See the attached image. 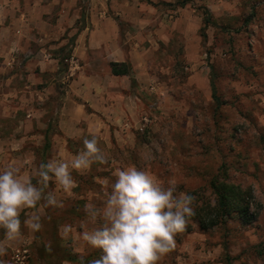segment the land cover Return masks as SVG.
I'll return each instance as SVG.
<instances>
[{
  "label": "rangeland",
  "instance_id": "374dc122",
  "mask_svg": "<svg viewBox=\"0 0 264 264\" xmlns=\"http://www.w3.org/2000/svg\"><path fill=\"white\" fill-rule=\"evenodd\" d=\"M56 1L57 8L47 17L54 23L60 11L66 12L64 41L61 45L62 41H52L47 48L66 69L57 80L48 77L41 84L57 91L47 100L46 141L36 146L27 140L23 149L9 145L13 149L0 155V170L17 167L20 179L35 185L39 177L34 173L41 163L71 160L83 150V140L93 136L105 163L93 161L87 169L71 170L75 183L70 191L52 180L47 187L39 185L45 197L48 192L55 196L57 205L48 206L42 199L35 208L22 210L21 235L16 240H8L0 228V248L6 250L0 259L5 264H67L62 262L67 250L78 253L85 264L98 259L101 251L92 249L80 233L101 227L102 221L88 216L84 205L102 206L117 171L135 167L163 187L175 185L176 194L193 193L195 206L215 204L213 179L238 185L247 193V222L234 214L226 224L202 230L197 220L188 217L184 231L174 236V246L157 264H264V0H129L130 7L126 0H105L112 40L127 52L134 42L146 39L142 46L146 45L148 58L139 56L134 63L127 60L117 66L128 72L123 75L131 82L127 93L139 97V109L133 117H125L129 126L108 122L103 135L84 133L85 121L59 128L60 98L72 81L80 79L78 89L95 91L94 83L107 79L114 62H102L90 50L85 54L84 47L70 58L68 50L60 51L79 29L90 25L93 2ZM139 3L148 11L156 7L146 12L151 19L144 18L158 30V37L139 36L141 10L131 11ZM206 10L212 20L204 38ZM75 14L77 22L70 28ZM92 78L95 87L87 83ZM212 84L219 102L213 99ZM84 109L91 111L87 105ZM25 117L23 112L5 126L12 131ZM38 148L46 155H40ZM33 214L41 219L38 232L23 224ZM65 225L72 230L65 233Z\"/></svg>",
  "mask_w": 264,
  "mask_h": 264
},
{
  "label": "crops",
  "instance_id": "0c3cea01",
  "mask_svg": "<svg viewBox=\"0 0 264 264\" xmlns=\"http://www.w3.org/2000/svg\"><path fill=\"white\" fill-rule=\"evenodd\" d=\"M53 1L55 2L45 4L42 0H0V155L2 156L6 155L2 153L3 151L7 152L13 147L23 149L22 145L27 140H32L37 144L36 146H41L46 141L47 121L44 116L47 112V100L53 94L56 95L57 91L51 86L41 87V84L47 83L48 77L57 80V76L60 75L59 58L52 56L47 45L52 41H62L60 45L63 43L61 32L64 18L67 19L63 10L59 12L54 23L48 20L47 15L56 4H59L56 0ZM106 1L92 0L90 25L78 31L72 54L76 55L84 47L85 54L89 50L94 54L98 53L102 62L121 63L130 60L134 63L139 56L144 60L148 58V53H145L146 45L142 46L146 39L142 42H134L127 52L122 49L118 41L112 40L110 31L106 28L108 19ZM126 2V6L130 7L129 0ZM133 7L131 11L136 14L137 10H141L139 36L143 37L144 33H149L152 35L151 38L154 34L158 37V30H153V25L144 18L146 12H153L156 7L151 6L149 11L140 3ZM147 17L152 18L149 15ZM77 19V14L74 21L71 17L70 28ZM144 19L146 23L143 22ZM151 38L148 40L151 41ZM112 47L116 51L112 52ZM142 50L143 53L139 54L138 51ZM106 78H101L102 82L94 83L97 86L94 88L95 91L78 89L77 84L80 79L72 81L70 90L60 98L59 128L64 129V125L85 121L86 127L82 128L84 133L103 135L108 122L120 125L123 122L129 126L124 119L133 117L137 113L139 97L127 93L131 87L128 76H116L111 73ZM91 80L95 79H87V83L95 87ZM86 105L90 108V112L86 113L84 109ZM23 112H26V117L19 121L14 130H8L9 127L5 126L7 121H12ZM67 136L72 137L68 134ZM9 145L13 147L10 148ZM37 152L42 156L46 155L41 148H38Z\"/></svg>",
  "mask_w": 264,
  "mask_h": 264
},
{
  "label": "clouds",
  "instance_id": "9594fccd",
  "mask_svg": "<svg viewBox=\"0 0 264 264\" xmlns=\"http://www.w3.org/2000/svg\"><path fill=\"white\" fill-rule=\"evenodd\" d=\"M105 157L95 136L83 140V150L65 162L49 159L41 163L34 173L37 184L21 180L20 170L10 166L0 170V228L8 240L21 235L20 214L24 209L35 208L42 199L46 205L55 206V196L43 188L50 180L58 183L65 192L74 187L71 170L87 169ZM194 197L186 193L176 194L175 185L163 187L154 178L135 167L118 170L111 191L105 196L102 206L85 204V213L102 221V226L91 232H81V238L101 255L90 264H157L161 256L174 246V236L183 232L187 218L194 212ZM33 232L40 231L42 224L38 214L23 221ZM71 225H65V233ZM0 248V256L5 253ZM0 264L5 262L0 259Z\"/></svg>",
  "mask_w": 264,
  "mask_h": 264
},
{
  "label": "trees",
  "instance_id": "16d2710c",
  "mask_svg": "<svg viewBox=\"0 0 264 264\" xmlns=\"http://www.w3.org/2000/svg\"><path fill=\"white\" fill-rule=\"evenodd\" d=\"M212 20V15L209 10H206L205 17L203 19L204 26L201 29L202 37H206V28L210 25ZM81 31V29H79ZM78 34V33H77ZM77 34L71 37L69 43L60 48V51L64 52L68 50L69 56L73 52L75 41L77 39ZM60 72L64 70V64L62 59L59 58ZM117 66H120L119 63H111V69L113 75H125L128 72H121L117 70ZM66 69V68H65ZM212 96L216 102H219L215 86L212 84ZM210 187L215 195V204L212 205L210 202H205L202 206H195L192 203V208L194 214L192 218L197 220L199 227L202 230H206L218 224H226L229 218H232L235 215H238L241 218H244L246 222L248 221V209L249 205L246 200L247 193L240 186L227 183L225 181H219L218 179H213L210 182ZM193 196V193H189ZM194 202V201H193ZM62 262H70L75 264H85V260L79 257L78 253L74 251L67 250V253L62 254ZM50 264V263H49ZM231 264V262H228Z\"/></svg>",
  "mask_w": 264,
  "mask_h": 264
}]
</instances>
